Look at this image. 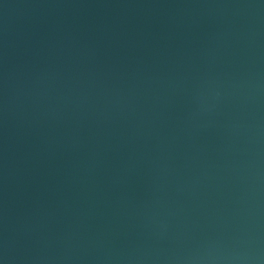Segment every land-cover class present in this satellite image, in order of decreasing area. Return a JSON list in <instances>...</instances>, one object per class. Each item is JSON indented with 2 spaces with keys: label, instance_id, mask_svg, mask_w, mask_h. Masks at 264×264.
Instances as JSON below:
<instances>
[{
  "label": "water",
  "instance_id": "water-1",
  "mask_svg": "<svg viewBox=\"0 0 264 264\" xmlns=\"http://www.w3.org/2000/svg\"><path fill=\"white\" fill-rule=\"evenodd\" d=\"M0 264H264V0H0Z\"/></svg>",
  "mask_w": 264,
  "mask_h": 264
}]
</instances>
